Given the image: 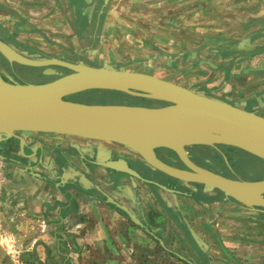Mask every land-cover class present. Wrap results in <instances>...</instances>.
Segmentation results:
<instances>
[{
    "label": "crops",
    "instance_id": "0c3cea01",
    "mask_svg": "<svg viewBox=\"0 0 264 264\" xmlns=\"http://www.w3.org/2000/svg\"><path fill=\"white\" fill-rule=\"evenodd\" d=\"M63 1L66 3L64 6ZM113 1L117 0H0V37L8 43L13 40L18 42L27 55H30L31 44L37 46L39 42V45H51L53 39L61 37L65 44L75 49L76 54L80 52L88 55L89 61L86 64L99 67L104 53L101 46L109 42L107 38L112 35L106 32L108 24L115 13L123 10V0L109 10L108 3ZM133 1L139 6H144L143 2L150 5V23L157 25L153 27L160 25L185 28L171 30L177 32V35L186 34V30L190 28H195L196 31L205 29V32L201 30V33L193 34L194 38L182 40V51L167 49L170 51L167 52L163 49L165 53H161L162 57H157L177 61L171 67L174 69L172 74L179 77L193 76L195 82L212 93V88L220 87L219 92L215 90V97L219 98V94L225 90L229 96L237 97L233 104H246L264 112V0ZM158 11L162 13L157 16ZM71 20L74 24H71ZM11 21L14 25L10 24ZM6 28L17 29L18 35L14 38ZM135 37L139 38V35ZM213 37L215 40L207 43ZM192 41L196 44L200 42L198 49L190 46ZM97 43L100 44L96 47ZM223 44L226 49L222 47ZM46 50L50 53H45ZM39 51V55L45 57L55 58V53L59 54L52 47L42 46ZM193 67H198L195 69L201 71L190 72ZM182 69L189 72L182 74ZM28 136L31 139L29 142L33 144H28L26 137H23L27 147L22 152L19 148V158L4 155L7 157L4 161L7 172L19 181L27 194L26 210L20 209L13 216V219H18L14 221V225L18 230L16 235L21 238L19 247L24 257L20 256L17 260L6 257V260H0V264H132L133 248L140 246V242L148 247L150 243L142 239L137 230L126 225L125 221L128 220L120 212L100 200L90 199L96 194L87 193L92 187L81 189L83 183L80 178L92 181L86 175L89 172L95 175L98 171H90L72 163H76L81 156L88 159L93 157H88L81 149L91 141L52 136L49 138L44 135L36 138ZM50 143H53L54 147L50 148L55 152L54 155L43 151L42 145ZM69 143L78 146L81 154L74 149H64L65 146H70ZM4 144L16 146L17 141L11 139ZM36 149L40 151L35 152ZM65 160H71V166L66 167L68 163ZM29 167L34 176H46L54 182L57 181L56 178H62L66 182H75V186L64 185L58 190L53 183L30 175L26 171ZM132 187L133 192L139 193L137 200L142 199L141 207H148L150 185L136 180ZM65 191L69 194L64 196L61 192ZM180 200L182 199H176L179 205ZM118 202L124 206L121 201ZM135 204L139 206V202L136 201ZM3 215L0 212V222L4 220ZM2 233L6 232L0 227V234Z\"/></svg>",
    "mask_w": 264,
    "mask_h": 264
},
{
    "label": "water",
    "instance_id": "95a60500",
    "mask_svg": "<svg viewBox=\"0 0 264 264\" xmlns=\"http://www.w3.org/2000/svg\"><path fill=\"white\" fill-rule=\"evenodd\" d=\"M13 23L10 22L11 25ZM8 52L16 58L10 59ZM40 55L29 56L0 39V56L7 64L42 68L43 76L58 75V78L46 83H21L0 66V143H8L14 139L22 152L27 147L24 135L36 138L43 134L47 137L116 144L138 155L153 170L177 180L183 187L187 183L199 184L204 186L206 191L214 189L222 193L223 202L264 214V187L260 185L262 181H235L198 168L189 161L185 150L188 146L221 145L237 149L264 162V116L151 74L116 69L107 64L93 67L83 61L69 62ZM52 67L63 68L70 73L62 74ZM8 86L20 89L10 90ZM87 91L117 92L146 99L150 103L144 106L99 104L96 100H100L102 96L89 99L76 96ZM192 128L205 134L202 138L178 145L185 137L184 134L191 132ZM174 130L181 132L179 137L172 133ZM68 148L80 154L82 152L72 143L64 147ZM155 150L172 152L191 173L197 174L202 182L184 178L178 173L179 168L158 160ZM37 151L40 149L35 150ZM6 159L7 157L0 153V160ZM80 159L108 171L109 180L112 184L117 183L120 188L123 183L118 180L119 176L127 175L142 183L153 185L165 193L195 196L192 192H183L176 186L163 185L141 176L122 158L112 160L109 155L102 157L100 152L93 151L91 159L84 156ZM26 171L35 175L30 171V167ZM34 177L53 183L58 190L64 185L75 186V182H66L62 178H56L57 181L54 182L39 174ZM80 181L83 183L82 190L94 186V183L86 178H80ZM258 187L263 188L257 190L258 200H251L248 189ZM223 188L233 190L236 195L226 193ZM98 191L92 195L93 199L100 200L120 212L164 247L163 241L127 208L108 194ZM61 194L65 196L69 193L65 191ZM176 256L188 264H194L178 254Z\"/></svg>",
    "mask_w": 264,
    "mask_h": 264
},
{
    "label": "rangeland",
    "instance_id": "374dc122",
    "mask_svg": "<svg viewBox=\"0 0 264 264\" xmlns=\"http://www.w3.org/2000/svg\"><path fill=\"white\" fill-rule=\"evenodd\" d=\"M118 3L120 4V0L108 3V9L111 10V7L113 8L117 6ZM122 3L124 4L123 10L121 12H117L119 14L115 13V16H113L112 21L110 24H108V28L106 30V32H109L112 35L110 38H107V41L110 40V43L107 42L101 46V50L104 52L102 54V65L107 64L112 67H114L115 65L116 67L114 68L116 69L151 74L161 79L178 83L191 91L204 93L207 96L215 97L214 94L216 91L219 92L220 87L212 88L214 89V93L210 92L209 90H204V88L201 87L200 83L194 81L193 76L188 77V75H183L182 77H179L178 75H174L171 73L174 70L171 67L172 65H174L173 63H177V61L174 62L173 60L169 59L164 60L161 58H157L162 57L161 53H165L163 49L167 52H170L167 49H178L179 51H182V40L184 41L185 39L188 40L189 38H194L193 34H195L196 32L201 33V30L205 32V29L203 28L196 31L195 28H190V30H186V34L183 33L184 35H177V32H173L171 30H184L185 28H170L160 25H158V27H153L157 25H153V22L150 23V16H152V14L150 15V5H146V3L144 2V6L135 5L137 2H134L133 0H123ZM65 4L66 3H64L63 1L62 5L64 6ZM160 13H162V11H158L156 13L157 16ZM72 23L74 24V22L71 20V24ZM115 25H117V27ZM6 29H8L12 33V35H14V38L15 35H18L19 31L17 32V29ZM168 29L170 32L168 31ZM164 31H166V33ZM189 33L192 34L189 35ZM135 35H139V38H136ZM214 40V37L213 39H208L207 43H211V41ZM32 41L35 42L36 40L32 39ZM176 41H179L180 43H177ZM38 43L37 46L35 44H31L32 48H30V50L32 51V53L29 56H34L35 54L39 55L41 53L39 50L42 49L43 46L45 48L52 47L53 49H55V51L59 53H55V58L61 60L69 62L83 61L84 63L89 61L87 57L88 55L80 52L76 54L75 49L71 45L65 44L62 41L61 37L56 40L53 39V44L51 45L48 43L39 45ZM99 44L100 43H97L96 47L99 46ZM199 45L200 42L199 44H196V42L194 41L190 42V46H196L197 49ZM96 47L94 46V48ZM222 47L226 49L225 44H223ZM16 48L20 51H23L18 47ZM48 52L49 50L45 51V53ZM184 68L186 69L187 67ZM195 68L198 67H193V70L190 72L195 73V71H201L200 69ZM187 71L188 70L184 71L182 69V74L186 73ZM21 74L30 79L29 74ZM222 90L223 89L221 88L220 92H222ZM106 95L109 96L100 98V100H96V102L99 104L106 103L130 106H143L147 102L146 99L117 92H113L112 96L110 94ZM234 98L236 100L237 97H233L232 95L229 96L228 93L224 90V92L219 94L218 99L233 104V102L235 101ZM239 107L246 111L253 110L260 116H262L264 113L262 110H258V108L256 107L252 108L242 103H239ZM248 156L250 157V155ZM256 160L258 159L256 158ZM254 161L255 160L252 158L251 162L247 161L239 164L238 166L245 165L244 167L248 168ZM260 174L264 175V172H260ZM243 176H246L245 173L243 174ZM18 182L19 181H17L15 177H12V175L7 172L5 162L0 160V212L5 215H3L4 220H1L0 222V227H3L6 232L5 234H0V260H6V257L8 259L17 260L20 256L24 255L22 254L21 248L19 247L21 238L19 235H16L18 230L14 225V221L17 218L13 219V216L18 214V211H20V209L24 210L25 208H27L26 191ZM154 192L156 193L154 195V200H156L158 203L163 202L164 200L159 196L160 192ZM91 198L92 200H95L92 196L90 197V199ZM179 198L181 197L177 198L175 196V198L172 199L173 205L171 204V206H173L172 208L174 209L170 208L171 210L169 212L172 217H176L177 213L178 216L185 217L190 222V224L195 226V222L199 223L202 219L204 220L208 216L206 209L205 211H202V209H198L195 203H193V201L191 200L181 198V205H179L178 201H176V199ZM136 201L139 202V209L146 211V208L141 207L140 202L142 201V199L140 198V200L138 199ZM178 206L181 208V210ZM191 207L194 212L191 210ZM157 209L160 214L164 213L163 209H160L159 206L157 207ZM216 211V214L210 216L214 218L216 216L221 217V208L216 209ZM133 214L136 215L135 213ZM259 214H262L264 216L263 213L249 211L248 220L251 222L249 230L243 229L242 225L240 224H234V226H231L228 225L227 222L226 224H224L219 220L214 221L216 223L215 227L217 231H220L221 233L218 236H207L205 234H201L200 232H197L196 234V231L192 230L193 242L192 245L189 244V250L193 255L192 261L190 260V252L177 243V236H169L161 231V236L159 238L161 240L162 238H164L167 245H169V247L171 246L170 248L174 252H176L177 254L179 253V255H183L187 260H190L194 264H264V217H260ZM123 217L126 218L125 216ZM260 218L261 221H259ZM180 219H182V217ZM127 220L128 221H125L126 225L128 227H131V229H133L134 231L137 230L140 237L150 243L148 247L145 243L142 244L139 241L140 246H135L133 248L134 252L132 254V264H188L185 263V261H180L179 259L174 257L171 252L170 255L165 247H162V245H160L156 241H153V238L150 237V235H148L142 229L138 228V226L132 223L129 219ZM147 228L150 230L148 226ZM136 252L138 253V255L135 256Z\"/></svg>",
    "mask_w": 264,
    "mask_h": 264
},
{
    "label": "flooded vegetation",
    "instance_id": "af4514ba",
    "mask_svg": "<svg viewBox=\"0 0 264 264\" xmlns=\"http://www.w3.org/2000/svg\"><path fill=\"white\" fill-rule=\"evenodd\" d=\"M4 42V41H3ZM6 43V42H5ZM11 45V43H8ZM13 45V44H12ZM4 59L0 58V62H2V67L6 70V72L12 76L15 80H18L21 83H30V80L28 77L22 75L18 70L15 68V64L9 65L5 62H3ZM26 71L27 74L30 75V77H37L39 75V70H42V68H33V67H25L21 66ZM30 69H38L36 71H31ZM52 69L61 72L62 74H68L70 71L63 69V68H57L52 67ZM47 79H45L43 82L41 80H38L40 83H46L49 81H52L56 78H58V75L53 76H44ZM3 78V77H2ZM4 79V78H3ZM5 80V79H4ZM35 81V80H31ZM35 83V82H34ZM35 83V84H40ZM113 92H105V91H92V92H83L80 94H77L79 98L83 99H89L93 97L102 96L105 97L106 94H110L112 96ZM82 96V97H81ZM150 103L149 100H147L146 105ZM144 106V105H143ZM41 135V134H40ZM43 135V134H42ZM47 137V135H44ZM50 136V135H49ZM26 137V140L28 144L32 145L33 142H29L31 140L28 135H24ZM50 138V137H49ZM52 140H50L51 142ZM53 143H50L49 145H42L44 153L49 151L52 153V155L55 154V152H52L51 147ZM86 145V144H85ZM84 148H81L82 151H85V154L90 157L93 155V151L100 152L102 157L104 155H109L110 159L112 160H118L120 158L124 159L129 166H131L133 169H135L141 176L147 177L152 181H155L157 183L163 184V185H173L176 186L179 190H182L183 192H192L195 196L193 197H186L181 195H174L170 193H162L150 185V205L146 207V210H148L146 213L142 209H138L139 207L136 206V200H137V191L133 192V183H135L136 179H132L127 175H121L119 176L118 180H120L123 185L120 186L117 183H113L108 178V171L95 167L93 165L88 164V161H82L78 159L76 163L72 162L73 164H76L78 167H83L86 169H90V171H98L95 173V175H91L89 172L88 176L92 182H94V186L92 188H89L87 190V193L90 195L92 193L97 192H104L108 194L110 197H112L115 201H121L127 209H130L133 213L136 214L137 219L147 225L150 228V231L160 237L161 231H163L166 235H174L177 236V243L187 249L190 252V260L192 261V252L189 250L190 246L192 245L193 239H192V230L197 232H200L201 234H205L207 236H218L220 235V231H217L215 227V220H219L222 223L228 225L234 226V224H240L242 225L243 229H250L251 222L248 220L249 217V211L236 207L233 204L223 202L221 199L223 198L222 193L218 192L217 190H205V187L199 184L194 183H187L185 187L181 185L180 182H178L175 179H172L158 171L153 170L148 166L138 155L127 151L122 146L106 143V142H88L87 145ZM47 147H49L47 149ZM187 156L189 161L195 165L198 168L204 169L206 171H209L213 174L219 175L221 177L235 180V181H244V182H256L260 180H264V175L260 174L264 172V162L260 160H256V158L252 156H248L242 151H239L237 149L227 147V146H221V145H215L213 147L210 146H188L185 148ZM19 146H10L9 144H2L0 143V153L2 155L17 159L19 158ZM48 153V152H47ZM155 155L161 162L170 165L175 168L184 169L189 171L180 160L170 151L168 150H155ZM254 159L255 161L252 163V165L248 168L244 166H238L241 163L244 162H251V159ZM71 160H65L66 167L71 166ZM50 162V159H49ZM51 164V162H50ZM245 173V177L243 174ZM51 177V176H50ZM95 187L97 189H95ZM154 191H157L159 193V196L161 199H163V202H157L154 200V195L156 194ZM88 195L87 197H90ZM175 196L188 199L193 201L195 205L198 207V209H202V211L206 209L207 217L203 220H201L199 223L195 222V226L190 224V222L183 216H178L176 213V217H172L170 215V208L172 203V199L175 198ZM173 197V198H172ZM264 198V195H263ZM155 201V202H153ZM160 207V209H163V214H160L157 210V207ZM213 206V207H212ZM221 206V207H219ZM179 207V206H178ZM221 208V217L216 216L215 218L210 216L216 214V209ZM136 209H138L139 214L136 213ZM174 209V208H172ZM181 210V208L179 207ZM191 210L193 211L192 207ZM175 211V210H174ZM194 212V211H193ZM145 213V215H144ZM260 217H264L262 214H259ZM182 217V219H180ZM261 221V218L259 219ZM217 226V225H216ZM139 228V227H138ZM234 228V227H233ZM141 229V228H140ZM155 231V232H154ZM164 242V247L169 252H173L174 257L179 259L180 261H183L182 259L175 256L177 253L174 252L169 245H167L166 240L162 238ZM153 241H156L153 239ZM157 242V241H156ZM158 243V242H157ZM169 252V254H170ZM171 255V254H170ZM179 255V253H178ZM183 258L186 259L183 255H180ZM186 263V262H185Z\"/></svg>",
    "mask_w": 264,
    "mask_h": 264
},
{
    "label": "bare ground",
    "instance_id": "6f19581e",
    "mask_svg": "<svg viewBox=\"0 0 264 264\" xmlns=\"http://www.w3.org/2000/svg\"><path fill=\"white\" fill-rule=\"evenodd\" d=\"M7 56L10 58V59H13V58H16V56H14L12 53L8 52L7 53ZM8 88L10 90H18L20 88H17V87H11V86H8ZM193 130V131H192ZM191 132H189L188 134H184V138L181 139V141L179 142L178 145H181L185 142H189L190 140H194V139H198V138H202L203 137V134H205L203 131H199L196 129V128H192ZM173 134H175L177 137H179V135L181 134V132L179 130H174L172 132ZM180 172H178L180 175H182L184 178L186 179H192V180H197L199 182H202V179L197 175V174H194V173H191L190 171H186V170H182V169H179ZM262 181V183H260V185L262 187H264V181L263 180H260V182ZM250 182V181H249ZM258 182V181H256ZM258 189H263L261 187H258L257 189H248V191L251 193V197L250 199L251 200H258L257 198V190ZM223 190L228 193V194H232V195H236L235 192H233V190L231 189H226V188H223Z\"/></svg>",
    "mask_w": 264,
    "mask_h": 264
},
{
    "label": "trees",
    "instance_id": "16d2710c",
    "mask_svg": "<svg viewBox=\"0 0 264 264\" xmlns=\"http://www.w3.org/2000/svg\"><path fill=\"white\" fill-rule=\"evenodd\" d=\"M0 39L2 40V41H4V42H6L2 37H0ZM6 43H8V42H6ZM11 44H13L14 46H16V47H18L19 49H22V48H20V44L18 43V42H16V41H12V42H10ZM32 53V51L30 50V53L29 54H31ZM0 58H2L1 56H0ZM3 62H5V63H7L5 60L3 61ZM2 62H0V66H2V64H1ZM20 68V69H18V68ZM15 68H16V70L18 69V71L19 72H21V73H24L25 75H28L27 73H26V71L23 69V67H21V66H17V65H15ZM31 71H36V70H38V69H30ZM30 76V75H29ZM12 77V76H11ZM13 78V77H12ZM14 79V78H13ZM30 79L31 80H35V81H31L30 80V83H40L38 80H41V82H43L45 79H47L46 77H44L42 74H41V70H39V75L37 76V77H30ZM18 81V80H17ZM34 83V84H35Z\"/></svg>",
    "mask_w": 264,
    "mask_h": 264
}]
</instances>
